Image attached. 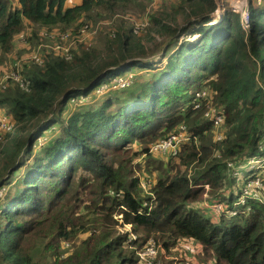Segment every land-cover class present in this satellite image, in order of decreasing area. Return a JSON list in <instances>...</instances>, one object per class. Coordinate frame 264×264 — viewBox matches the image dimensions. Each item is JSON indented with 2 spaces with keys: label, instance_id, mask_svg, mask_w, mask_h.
I'll use <instances>...</instances> for the list:
<instances>
[{
  "label": "trees",
  "instance_id": "16d2710c",
  "mask_svg": "<svg viewBox=\"0 0 264 264\" xmlns=\"http://www.w3.org/2000/svg\"><path fill=\"white\" fill-rule=\"evenodd\" d=\"M71 1L0 0V63L27 27L77 31L146 12L150 0ZM216 9L215 0H177L151 14L146 35L162 41L151 60L124 22L102 48L24 65L28 87L0 90L12 126L0 141V264H143L149 240L160 247L154 264H172L162 251L182 240L199 245L201 264H264V201L240 205L247 173L227 168L244 166L264 141V0L248 1V30L231 10L213 21ZM156 59L164 64L147 80L66 114L75 98ZM195 91L223 111L219 142ZM180 127L187 140L175 156L151 152Z\"/></svg>",
  "mask_w": 264,
  "mask_h": 264
},
{
  "label": "rangeland",
  "instance_id": "374dc122",
  "mask_svg": "<svg viewBox=\"0 0 264 264\" xmlns=\"http://www.w3.org/2000/svg\"><path fill=\"white\" fill-rule=\"evenodd\" d=\"M70 1L71 0H69V2ZM176 1L177 0L175 1L150 0L149 4L147 5L148 8L146 12L144 11L132 15L130 14L124 17L117 16L116 18L112 19V22L105 20L100 21L94 24L93 26H91L89 31L87 32L82 31L81 33L82 29L76 31L74 28L69 29L66 32H61L58 30L57 32L58 35L67 33L68 35L66 36L65 35L58 36L56 34L55 37L51 38L50 37L51 33L49 32L46 31L39 32L38 30H35L32 27H27L25 29L24 34L17 36L16 39L14 40L12 52L7 56L5 60L1 59L2 62L0 63V87L2 86L3 78H6L7 75L17 76L16 74H19L21 72V69L24 67V65L27 66L28 64H30V65H36L38 67H42L44 58L47 56L62 55L61 57L67 58L70 54H72V51L76 52V50L82 48H85V50H98L102 48V45L106 42V39L110 38L113 35V33L116 32V28L119 27L120 24H124L122 26L126 28V24L124 22H128L130 24L129 27H131L133 34H135V36H139L140 38H142V43H143L142 45L145 46V52L148 53V55L145 57L144 60H151V58H153L154 55L158 56L160 54V50L162 48V46H160L162 44V41L158 36H156L154 33H151L150 37L146 35L147 28L150 26L149 20L150 17L152 16L151 14L160 11L161 9H169V7L176 4ZM248 1L250 2V0H215L218 9L220 10L221 8H224V11L230 10L231 8H235L236 6L244 7L246 3L248 4ZM73 2L74 1H71L70 3ZM219 14H221V10L219 13L212 15L213 20H219V16H218ZM177 21L181 22V19L178 17ZM184 35H186L184 40H188L190 42H194L197 39L196 36H189V33H186ZM36 61L39 62L36 63ZM158 61L159 60L156 59L154 61L155 63L153 62L154 65L148 66L146 68L129 70L126 76L124 77V79H121L122 83H125L129 86L133 81H135L136 78L140 79V81L142 82L147 80L151 76L149 74L154 73L155 72L154 70H158L159 68H162L164 62L159 64ZM145 70H149V71H145ZM27 82L29 83V81ZM112 82L113 81L111 82L106 81L102 83L101 86L100 85L98 86L97 90H95L88 96H79L75 98L73 104L68 103L66 114L73 111L95 109L104 99L108 97H113L118 92V90L124 89L119 87H117V89H114ZM6 117L7 116L0 111V121H2V125L0 126V141L2 140V138L6 133L12 130V126L10 123H8ZM3 122L6 123L5 129H2V127L5 125V124L3 125ZM54 128L57 127L54 126ZM216 132H219L223 136V134L219 130H216ZM48 134L49 133L47 132L45 135H43V138L40 139V143H42L43 141H47L51 137ZM156 155L161 156L158 154ZM143 174L145 176L147 175L146 173ZM142 178L144 179L145 177ZM150 184H151L150 181L148 182L143 181V183H140V186L143 189H147L148 185ZM236 191L237 190L235 188L232 189V192L234 194H236ZM202 197H203L202 199L203 201L207 200L205 195H203ZM261 200H264V193L261 194L260 197L258 198V201ZM200 208L203 209V211L206 214H210L208 209H205L203 207ZM127 230L128 227L126 226L120 229V232H126ZM132 237L135 236L132 235ZM149 242L153 243L151 240H149L148 243ZM148 243L146 247L148 246ZM154 246L156 248V245ZM157 247L160 250V247L159 246ZM67 248L69 247L64 248L65 251H67ZM158 248H156L157 253H158ZM199 249H200L199 245L196 246L195 242L182 240L179 241V243L171 251V253L168 254L167 252L162 251L164 256L163 260L167 263L171 262L172 264H201L196 259V255ZM157 261L160 264H163L162 261L159 259V257Z\"/></svg>",
  "mask_w": 264,
  "mask_h": 264
},
{
  "label": "built area",
  "instance_id": "2783aa9c",
  "mask_svg": "<svg viewBox=\"0 0 264 264\" xmlns=\"http://www.w3.org/2000/svg\"><path fill=\"white\" fill-rule=\"evenodd\" d=\"M254 1L256 4L260 5L263 0H254ZM220 10H221V14L218 15L219 20L221 19L222 15L225 12L224 8H221ZM220 10L218 9V6H217V10L215 11L214 14L219 13ZM230 10L240 15L243 28L245 30H248L250 27L248 4L246 3L244 7L236 6L235 8H231ZM116 17L117 16H115L114 18ZM219 20H215V21L217 22ZM89 29L90 27L84 26L83 29L81 30V33L82 31L87 32L89 31ZM56 34L58 35L57 31L51 32L50 37L51 38L55 37ZM62 35L66 36L68 34L63 33L58 36H62ZM71 58H72V54H70L67 58H64V59L66 61H70ZM37 62L39 61H36V63ZM16 75L17 76L7 75L6 78H3L2 86L0 87V89L5 90L9 83L18 85L23 90L26 89L29 83L27 81H24L21 78L20 73ZM112 83H113L114 89H117V87L124 88V89L128 87L127 84L122 83L121 79H115ZM207 95L208 93L206 91H195V97L197 100H205L208 102V105L206 106L207 109L203 115L204 118H206L207 121L212 123L216 130H219L221 127V124L223 123V111L220 107L213 106L210 100L207 99ZM197 106L198 105H196L195 108ZM1 125H2V121H0V126ZM3 125L4 126L2 127V129H5L6 123L3 122ZM184 133H185L184 127H180V131L177 133V135H170L168 138L160 140L158 143H156L155 145L151 147V152L161 153V154H170L171 156H175L178 153L180 143L187 140L184 137ZM222 139H223V136L219 132H216L214 135V141L219 142ZM259 149H260L259 153L252 157H249L246 160V163L244 164V166H241L239 164H234L232 162L227 163V168L230 171V174L234 178H237L239 176L238 169H243L244 172L247 173V176L245 178V183L241 188V196L239 200L240 205L246 204L247 200H257L258 201V198L260 197V195L264 193L263 191L264 190V141L261 143ZM205 189L207 190V186H205ZM261 201H264V200H261ZM211 208L214 212H217V213L221 211V207L218 205L211 206ZM247 210H249V208H247ZM156 255H157V249L155 248L153 243L149 242L145 250L138 254V257L143 261V264H154V259Z\"/></svg>",
  "mask_w": 264,
  "mask_h": 264
},
{
  "label": "crops",
  "instance_id": "0c3cea01",
  "mask_svg": "<svg viewBox=\"0 0 264 264\" xmlns=\"http://www.w3.org/2000/svg\"><path fill=\"white\" fill-rule=\"evenodd\" d=\"M78 2V1H77ZM196 246H198L197 244H196Z\"/></svg>",
  "mask_w": 264,
  "mask_h": 264
}]
</instances>
